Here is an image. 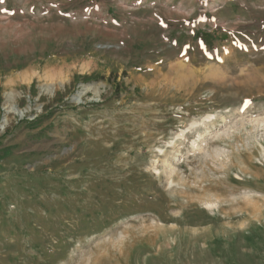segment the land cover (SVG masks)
Wrapping results in <instances>:
<instances>
[{"label": "rangeland", "instance_id": "374dc122", "mask_svg": "<svg viewBox=\"0 0 264 264\" xmlns=\"http://www.w3.org/2000/svg\"><path fill=\"white\" fill-rule=\"evenodd\" d=\"M0 264H264V0H0Z\"/></svg>", "mask_w": 264, "mask_h": 264}, {"label": "trees", "instance_id": "16d2710c", "mask_svg": "<svg viewBox=\"0 0 264 264\" xmlns=\"http://www.w3.org/2000/svg\"><path fill=\"white\" fill-rule=\"evenodd\" d=\"M94 78H95L94 75H84V76H82V79L85 80V81H88V80H91V79H94ZM35 122H36V121L30 123V125H31V126H35V124H36ZM8 152H9V149H8V150L5 149L4 154H5V155H6V154H9Z\"/></svg>", "mask_w": 264, "mask_h": 264}, {"label": "bare ground", "instance_id": "6f19581e", "mask_svg": "<svg viewBox=\"0 0 264 264\" xmlns=\"http://www.w3.org/2000/svg\"><path fill=\"white\" fill-rule=\"evenodd\" d=\"M22 76H23V75H22ZM22 76H21V77H22ZM9 98H10V97H9ZM9 98H8V101H9ZM10 100H11V99H10Z\"/></svg>", "mask_w": 264, "mask_h": 264}]
</instances>
